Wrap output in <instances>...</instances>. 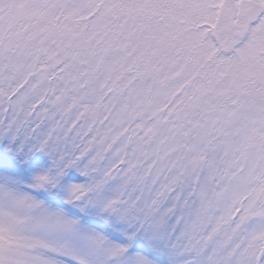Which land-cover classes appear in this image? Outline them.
<instances>
[{"label":"snow or ice","instance_id":"obj_1","mask_svg":"<svg viewBox=\"0 0 264 264\" xmlns=\"http://www.w3.org/2000/svg\"><path fill=\"white\" fill-rule=\"evenodd\" d=\"M0 264H264V0H0Z\"/></svg>","mask_w":264,"mask_h":264}]
</instances>
